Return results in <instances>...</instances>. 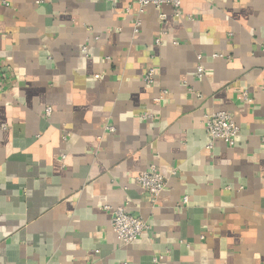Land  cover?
Listing matches in <instances>:
<instances>
[{
  "label": "crops",
  "instance_id": "crops-1",
  "mask_svg": "<svg viewBox=\"0 0 264 264\" xmlns=\"http://www.w3.org/2000/svg\"><path fill=\"white\" fill-rule=\"evenodd\" d=\"M137 1L0 0V264H264V0L151 5L135 32ZM217 110L234 146H209Z\"/></svg>",
  "mask_w": 264,
  "mask_h": 264
},
{
  "label": "built area",
  "instance_id": "built-area-1",
  "mask_svg": "<svg viewBox=\"0 0 264 264\" xmlns=\"http://www.w3.org/2000/svg\"><path fill=\"white\" fill-rule=\"evenodd\" d=\"M183 0H138L137 1V16L134 26V31L139 32L142 26V15L146 9L153 5L157 8H161L165 4H169L175 8L176 14L181 13V6ZM127 10H130L128 7ZM164 32H161L155 39L156 44L162 43V36ZM86 46L83 47L86 50ZM262 50L264 51V42L262 43ZM215 54L214 57H217ZM198 65L196 69V75L202 78L206 74V69L203 64V55L198 54ZM157 69L154 67L148 68L144 76V80L148 84H153L156 79ZM242 96L245 100H251L247 91L242 92ZM52 114V108L46 109V115ZM144 116L151 117L152 114L145 112ZM206 130L209 136V146L212 147L215 141H223L231 146H234L240 134V127L238 126L233 114L227 110H217L206 115L205 118ZM107 130L113 132L115 128L108 125ZM136 181L148 194V200L152 205L157 203L158 197L168 184V178L153 163L150 166L140 171L136 176ZM187 198H185V202ZM105 208L110 209L109 206ZM129 205L117 207L112 210V228L117 236L125 243L129 244L139 238L150 226L143 217H137L128 212ZM159 262V260H155Z\"/></svg>",
  "mask_w": 264,
  "mask_h": 264
}]
</instances>
